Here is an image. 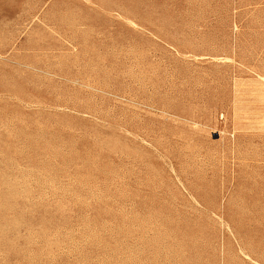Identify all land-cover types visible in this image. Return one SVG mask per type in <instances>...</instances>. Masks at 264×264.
<instances>
[{
    "label": "rangeland",
    "instance_id": "obj_1",
    "mask_svg": "<svg viewBox=\"0 0 264 264\" xmlns=\"http://www.w3.org/2000/svg\"><path fill=\"white\" fill-rule=\"evenodd\" d=\"M264 0H0V264H264Z\"/></svg>",
    "mask_w": 264,
    "mask_h": 264
},
{
    "label": "bare ground",
    "instance_id": "obj_2",
    "mask_svg": "<svg viewBox=\"0 0 264 264\" xmlns=\"http://www.w3.org/2000/svg\"><path fill=\"white\" fill-rule=\"evenodd\" d=\"M258 126L264 127V117H262V118L259 119Z\"/></svg>",
    "mask_w": 264,
    "mask_h": 264
}]
</instances>
